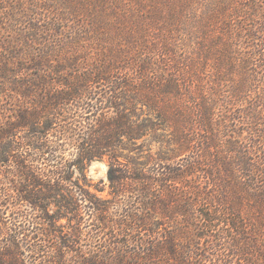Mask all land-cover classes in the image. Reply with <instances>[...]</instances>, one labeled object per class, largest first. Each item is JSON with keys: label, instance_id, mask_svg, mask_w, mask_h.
I'll use <instances>...</instances> for the list:
<instances>
[{"label": "trees", "instance_id": "1", "mask_svg": "<svg viewBox=\"0 0 264 264\" xmlns=\"http://www.w3.org/2000/svg\"><path fill=\"white\" fill-rule=\"evenodd\" d=\"M263 2L0 0V264H196L205 242L202 264H264ZM96 159L105 203L72 186ZM77 213L100 223L65 250L134 231L146 251L46 254L52 221Z\"/></svg>", "mask_w": 264, "mask_h": 264}, {"label": "rangeland", "instance_id": "2", "mask_svg": "<svg viewBox=\"0 0 264 264\" xmlns=\"http://www.w3.org/2000/svg\"><path fill=\"white\" fill-rule=\"evenodd\" d=\"M263 3L259 4L260 7L261 5H263ZM264 9V8H262ZM257 21V20H256ZM246 23H250V22H246ZM245 23V24H246ZM249 29H251V26H249ZM259 35V34H258ZM250 40H246V43L248 45H250L249 43H252L251 41L249 42ZM64 141V140H62ZM140 143V146H141V153H140V161H144V162H148V152L150 150V146L151 149H153L154 152H157L158 149H159V146L157 145H151V143H149L148 141H144V142H139ZM144 143V145H142ZM63 145L65 146L66 148V155L68 158H73L72 155H73V150L70 149L72 147V145H69L67 143H63ZM71 146V147H70ZM144 151V152H143ZM68 159V160H70ZM108 168H109V162L107 159H96L92 162H89L87 163L86 167L83 169V170H76L75 168H72L70 169L71 172V175L73 177V183L74 185H72L74 187V191H78V192H83V193H87L89 194V196L93 199V200H96V201H99L101 203H105V201L107 200H111L113 197L111 195V192H112V189H111V185H110V182L108 180V177H107V173H108ZM141 168V167H140ZM10 177H7L4 185L5 186H15L17 185V182H18V179L16 180H10L13 182V184H9L7 183V180L9 179ZM72 187V188H73ZM263 187V185H262ZM87 204H89L91 206V204L89 202H86ZM54 209V208H52ZM34 215H32V219L33 217H35V221L39 223L38 225V229L40 230L39 231V234L41 233H44V226L45 225H51V222H49L48 219H45V217L42 215L41 212L39 211H32ZM50 215H53V212L52 210L48 212ZM89 214V213H88ZM88 214L85 215V214H81V213H77L75 214L73 218L69 216L67 217H63L61 218L60 220L59 219H55L54 221H52V224L54 226V228L52 229H49L50 232L52 231L53 233H55V238L56 240H53V242H51L50 244H43L42 241L44 240H41V241H38L39 243H41V248L43 251L46 252V254L49 253V256L50 255H56L59 256V255H63V258L62 260L63 261H78L79 259H77L80 254L78 255L76 252H81L83 251L85 254H86V251H88V249H93L94 251L98 252L99 251V259L100 261H108V262H113V261H127L128 263H132V261H136L134 258H132V254H142L143 253V250L146 251V247L142 246V245H135L133 244L134 242L133 241H138L142 238V235L140 234H136L135 236H132V234L134 233V231L131 232V234H125V237L123 236V234L121 235H118L116 236V234L114 236L111 237V234L107 237L106 235H101V238L102 240H97L95 238V236H92L91 238H88L86 239V241L82 240V239H79V238H76L77 236L73 237L74 241L72 242V247L74 248L73 250L70 249V248H67L65 250V245H64V242H67L68 241V238L67 237H71L73 236V234L75 233V228L77 226H79V223H84L88 218V221H87V224L88 223H92V221L95 220V223H100L98 218L96 219V217H88ZM42 216V217H41ZM111 213L109 212V218L112 220L114 218H111ZM87 217V218H86ZM29 219H31L29 217ZM85 219V220H84ZM2 222L1 224L4 225V223H6V220L5 219H1ZM53 220V219H52ZM97 221V222H96ZM9 222V221H8ZM94 223V222H93ZM45 224V225H44ZM91 227H88L87 225V231H89ZM112 229H110V232H111ZM107 232V230H106ZM113 233V232H112ZM116 233V232H115ZM205 232H198L197 234L198 235H201ZM59 235H61L62 237L60 238H63L62 240H59V238H57ZM110 237L112 238V242L110 240ZM108 238V242L106 244H104V241L105 239ZM117 242V241H120V243H114ZM37 242V243H38ZM102 244V246H100ZM196 244H201L200 246H202V242L201 241H198ZM206 246L204 249L200 248L199 245H198V248H196L194 250V257H195V254L197 255L196 256V259L194 260L196 264H202V258L200 260V257L204 256L203 259H206V257H209L207 261H213L212 260V252L208 249V243H206ZM52 245V246H51ZM59 247V249L57 251H55V246ZM70 245V243H69ZM68 246V245H67ZM197 247V246H196ZM181 249V247H180ZM76 251V252H74ZM54 253V254H52ZM26 254V253H25ZM28 255H31L30 254H26L25 255V258L27 259ZM200 255V256H198ZM138 257H141L140 255H136ZM197 257L199 258L198 261L197 260ZM145 257H143L144 259ZM167 258H165V256L160 260V261H167ZM25 261H28L25 260ZM233 261H237L236 259H234ZM32 264L36 263H40L42 262V264H47L46 261H28ZM48 264H51L48 262Z\"/></svg>", "mask_w": 264, "mask_h": 264}]
</instances>
